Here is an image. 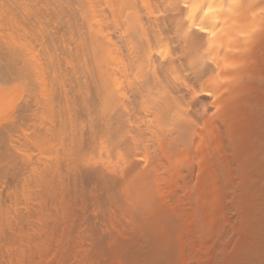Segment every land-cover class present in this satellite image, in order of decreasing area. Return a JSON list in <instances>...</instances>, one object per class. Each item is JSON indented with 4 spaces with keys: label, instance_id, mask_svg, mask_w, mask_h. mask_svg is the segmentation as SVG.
<instances>
[{
    "label": "bare ground",
    "instance_id": "bare-ground-1",
    "mask_svg": "<svg viewBox=\"0 0 264 264\" xmlns=\"http://www.w3.org/2000/svg\"><path fill=\"white\" fill-rule=\"evenodd\" d=\"M155 11L157 12V14H159V13L161 14V12H163V11H164V13L168 12L167 14H169V15L166 14L167 17H165V19L163 18L164 13L162 14L163 17H160V18L164 19V20H162V22H163L162 24L160 22L161 19L159 20V18H157L159 16H155V15H157L155 13ZM261 11H263V13H264V0H0V248L4 247V245L8 244L6 241H5V244L3 243V241H4L3 239L5 237L9 236V235H7L9 233V231H7V230H8V228L10 229V227L8 226V228H7V225H8L7 222H9L10 221L9 218H11L13 216L12 214H11L12 216L8 215L10 213V211L8 212V209L11 210L10 207L13 209L14 208L13 205H15V204L17 205V203L20 201L19 199L25 200V196H26L25 189H23V191H22V192L25 191L24 193H20L22 189H20V191H18L22 197L16 199V196L20 197L19 194H18L19 196L17 195V190H18L19 185H21V186H23L25 184H27V186L29 185V187L26 186V190H28L33 184H34V186H32L31 188H33V187L36 188L35 185H37L38 188H41L40 190H42V191L36 192V194L37 193L40 194L42 192L41 195H43V193H45V195H46V191L43 192L44 191L43 186L45 188L46 187L45 185H47L48 182L51 181L49 183V185L50 184L52 185L53 181H54L53 182L54 185L60 184V182L55 184L56 183L55 181H58L59 179L56 178L57 180H55L53 177L49 179V177H50L49 175L51 174V176L55 177L54 173L52 175V172L55 171V174H59L58 176L60 177V175H61L60 172L62 173V171H60L58 169H61V167L63 168V165H65L63 162L67 163L66 165L69 164L68 166H66V165L64 166L68 170L63 168V171L65 170V171L69 172V169L73 170V168H75V167L77 170V168L80 166V164H78V166L76 164L78 162L82 163L84 161L82 159L87 160V158H88L87 156H89L90 154L92 155V153H94L96 150L102 151V150H105L107 148H111L116 152V153L114 152L116 154L115 160L120 159V161L123 159L122 158L123 154H125L126 156L127 155L130 156L131 154H132V156L135 155L136 159L139 158V160L140 159L141 160L138 163L139 160L137 161V160H135V158H133L135 160V161L133 160L134 162L137 161L136 163L138 164V166L135 165L134 162L133 163L130 162V163H132L131 166L133 165V166L138 167V171H132V169L133 170H137V169H135L134 167L131 169V167H130V171H132L130 173L131 176L127 175L124 178H125V182H127L128 180L131 181V183H126V186L129 184L131 185V187H130L131 189H129V187H128L126 189V191L129 189V190H131V191L128 190L129 193L131 192L133 194L138 195L139 203L137 201L135 202L136 204H139L138 206L142 205L143 207H147L149 205V207H150V205H151L150 203L153 202L154 199H153V201H152V199H151V201H149V198H142V197L147 196L145 194H147V193L149 194L150 192L153 191L152 189L157 188L156 186L161 184L163 180L160 179L158 173H156V175H158V177H156V178L154 177L155 175H149L151 173H148L146 178H142V179L139 178V176L137 175L138 174L137 172H139L140 169L141 170L144 169L143 167L139 169L140 163L142 165V162L145 161L142 158L148 159L150 161V162H148V160H147V163H149L148 167H152V170H154V171L158 172V170L162 171V170H165L167 168H168L167 170L171 169L173 174H171V176H169V177H170L172 183L173 182L176 183L175 181L176 180L178 181V178L181 175L180 171H178V170L183 168V166H185V164H187V163H188L187 165H189V162L192 160V158H194V156L197 157L198 159H202L203 157H205V159H206L207 157L204 156L206 151L205 152L202 151L204 149L203 148L204 146L201 147L200 151H199V149H198V152H195V151H196V147L202 146L203 143H206V142H204L206 139L205 136L207 134H209L211 130H213V124H212V121L208 118L209 117L208 114L206 115V116H208L207 118L204 117L201 119V121H199L200 123L198 122V120H200V119L197 120L194 118V117L197 118V116H195L197 114L194 113L192 115L191 114L192 112H190V115L188 114L187 110L189 109V111H190V108L194 105L193 102H195L194 101L195 98H192V100L193 99L194 100L191 102L190 96L192 94H194L192 96L195 97L196 96L195 93L199 92V95H201V97L203 98L204 103H205V101H208L209 102L208 105L213 103L214 104L213 106L220 107L221 99L222 98L227 99V97L232 95V91L227 90L228 87H224L225 84L223 85V83H224V81H226L228 79H234L235 76H233L231 74H226V73L222 74V73H220V71L221 70L223 71L224 68L226 69V68H231V67L236 66L239 63L238 59L241 58L239 56H241V54H243L244 48L249 47L246 44H251L248 41L246 43L245 42L246 39L251 34H253L254 32H257V29H260V27H262V26L264 27V14H260ZM141 14H144V15L145 14L146 15L152 14L151 16H148V17L145 16L144 20L148 19L149 17L151 18V17L155 16V18L158 19L159 21H157L153 17L154 19H151V26L149 25L148 28L147 27L145 28V26H147V25H145L147 22H145L143 20V18H142V20L140 19ZM144 15H141V16L143 17ZM49 19H52L55 22H59V24L56 23L59 26V27H57L58 29L55 28L54 25H56V24H54V23H53L54 29H52V27L49 26L52 23H50L48 25ZM154 20H156L158 22L159 26H160V24L163 25V28L159 30V28H158L159 26L156 24V22H155V24L152 25V22H154ZM149 23H147V24H149ZM254 34H256V33H254ZM180 41H182V43ZM39 42H40V44H42L43 49H39L40 51L42 50V53H40V51H38V46H41L39 44ZM243 42L246 44H244ZM180 43H181L182 47H181ZM253 44H254V42H253ZM258 44L261 48V45L259 42H258ZM34 45H35V47H34ZM36 45H37V47H36ZM39 48H41V47H39ZM257 48H258V46H257ZM36 49L39 53H37ZM184 50H186V52H187V53L185 52L186 54L183 52ZM178 51L183 52L186 55V58L182 57V56L185 57V55L182 53V55L177 56L178 59L175 58V61H174V58H172L173 59L172 60L170 58V56H172L171 54L174 53V55L176 56L177 55L176 52H178ZM257 51H259V50L257 49ZM255 52H256V50H255ZM180 53H178V55ZM258 53H259V55L261 54L262 56H264V47ZM174 55H173V57H175ZM253 56L255 57V55H253ZM253 56H252V58H254ZM165 58L166 59L170 58L169 59L170 61L168 59H167L168 62H166V60L164 61ZM179 58H181V59H179ZM249 58H250V56H249ZM62 63H65L64 65H66L67 63L68 64L73 63V66L75 64L80 69H81V66H84L83 71L85 72L86 78H89V79L86 80V78H85L84 79L85 81H82L80 79L79 80L82 82H85L83 85H85L86 81H88L87 82L88 85H86L87 87L78 85V87L79 88H82V87L85 88L86 89L85 92L88 90V93H86V95H81V92L83 93L84 91H83V89H79L78 87H76L80 93V95H77L78 99L76 98V95L73 92L70 93L71 92L70 88L75 83H71V84H73L71 86V84L68 81H66L68 78H70L68 76V75H70L68 73L71 72L70 69H69L70 72L69 71L65 72L68 74L66 76V78L67 77L68 78L66 80L62 81V78L63 79L65 78L64 77L65 73L62 70V69H64V67H63L64 65H62ZM156 64H158V65H156ZM262 64L263 65H261L258 68V70L255 72V74L252 75V77H251V75H249L252 79L251 81H253L254 83L256 82L257 85L258 84L260 85L259 86L260 89L257 92H255L256 94L254 93L255 95L250 93L251 99L248 97L250 99L249 100L250 102H247V103H250V106L247 103H246V105H248L247 109H248V107H251V106L253 107V109L254 108L256 109V107H257V109L253 110L251 107V109H252V113H251L250 108H249L250 109L249 112H248V110L245 109L246 111H244V108H241L243 110V112H247V113H245L247 115L246 119L249 118V116H248L249 113H250L249 115L251 117H250L249 121L247 119L248 122L244 120L245 119L244 116H246V115H243V117L242 116L240 117L242 119L244 118L243 120L247 123H245L246 125L244 124L245 126L243 127V122H242V125H240L242 127V129L239 126L240 129L237 128V130H236V131L239 130V132H235V134L241 133V135L239 134L238 136L243 135L242 136L243 138H241V137L240 138H241V142L244 145L241 142H238V141H240V140H238V139H240L239 137H238V139L236 138V140H238V141L235 140L234 144L235 143H237V144L235 145L236 147H234V148L236 149L238 147L237 148L238 151L236 149V151L235 150L232 151L233 154L231 153V155L234 156V152H236L235 156H238L236 154L241 155V153H239V152L240 151L242 152V156L241 157L239 156L240 159L236 160L237 158H235V160L234 159L232 160V161H234L233 164L238 163V166H237V164L234 166L232 164L231 165L233 167L236 166L238 168V170L236 169L237 172L233 171L234 173L240 174V172L241 173L244 172V174H247L245 176L249 177V178L244 177V180L246 182V179H249V181L247 180V184H248V182L250 184H248V186L244 185V183H245L243 181L244 174H243V176L239 175V174L237 176L235 174L236 177L234 176L232 170H235L236 167L234 169L231 167L232 169L230 168V170H228L229 172L231 171V175L229 174L230 175L229 176V183L231 185H229V186L231 187L232 183L234 181L238 180L237 179L238 177L242 176L241 178H242L243 182H241L240 180H238L236 182H238L239 185L241 183V185L244 189V190L242 189L243 191L241 190V193L243 192L242 199H243V201L246 202V203H244V205H246L247 203L250 202L248 204V207H245L246 209H248L249 206H251L250 209L245 210V211L243 210L244 212L241 211V212H243V214L245 213V215H246L245 216L246 218L241 217L242 218L241 220L244 219L245 222L243 221V223H241L238 226L239 228H242V230H241L242 236L240 239V245L243 246V248L250 246L249 247L250 250L246 251L247 250L246 248H245L246 250H243V248L240 247V248H242V250H240L241 252H235L236 250L239 251L240 245H239V241H238V243H236V244H238L239 246L236 247L237 249L235 248V251H234L235 253H233V255H235V254L236 255L235 256L231 255L235 258L233 259V257L231 258V256H230V261H231V259H232V261L231 262L228 261L229 263H225V264H264V63L262 62ZM160 65H162L161 68L163 67V65H167V66H164V68H166V70H167V72L165 71L166 75H167V73H169V75L174 74L173 76H176L177 74H179L178 77L181 78V77H183L182 75H184L186 71L188 72V73L186 72L188 75L190 72L189 76H192L191 77L192 79H189V81L185 80L186 82L184 81L182 84L180 82L183 78L179 80L178 77L176 76V78L179 80L178 84L180 83L179 84L180 86L183 85V88H182L183 91L181 89V91H182L181 93L182 94H184V93L188 94L190 91V94H191L189 97L187 96V94H184L186 97L190 98V100L189 99L187 100V98L185 100H186V102L189 101L188 103H190L189 105L191 106L190 107L188 105V108L186 111H185V108H186L185 106H187V105L185 103V105L183 106L184 101H183V103L181 101V104H179L180 101L178 103H176L178 101V100L176 101V97H174L175 100L172 101L173 95L170 94L172 97V99H171L170 95H169V91L168 90L166 91L162 84L159 85L160 84L159 81L161 80V77L164 76V78H166L165 74L162 76L160 74L162 72V69L161 70L159 69L161 72H157ZM59 66H62L63 68L62 67L60 68ZM73 66L71 65L70 67H72L74 70ZM76 66H75L74 71L77 72L80 69H76L77 68ZM86 66H87V68H86ZM66 67H69V66L67 65ZM57 68H60V70H61V72H59V74L62 73L61 74V80H60L61 84L64 83V81L69 83L68 86L65 85L66 83H64L65 87L67 86V87H69V89H67V87H66L67 90L62 89V93L60 91H58V89L57 90L55 89V88L60 87L61 85H59L58 87L53 86L57 83H60V82H58L60 77L58 78L57 74H56L57 73L56 70H58ZM164 68H163V70H164ZM175 68L179 69L181 71V73H180V71H177ZM174 69H175V73L178 72L177 74L174 73ZM81 70H80V72H82ZM64 71H67V69ZM73 72H71L72 76H76V75L77 76L79 75L78 77L81 76L78 72H77L78 74H76V72H75L76 75H73ZM156 73H157V76H156ZM187 74H186V76H187ZM62 75H64V76H62ZM186 76H184V78ZM78 77L76 78V80L78 79ZM156 77H158L160 80L158 81V79ZM250 77H249V79H250ZM49 79H50V81H49ZM70 79H74V77H72ZM70 79H68V80H70ZM169 79L170 80L174 79V81H169L170 83L172 82L171 84L170 83L167 84L168 86L170 85V88H169L170 91L175 90V89H173L174 86H175V88H177L176 85H174V83L175 84L177 83L175 81V77H172V79L168 77L167 80H169ZM163 80L160 82H163ZM167 80H164V82L166 83ZM190 80H191V82H193L192 84H194L193 88L191 87L192 84L190 85V83H191ZM78 81H76L75 85H77V83L80 85L82 84V82H78ZM73 82H75V81H73ZM157 82H158V84H156ZM187 82H189V85ZM165 83H163V84H165ZM151 84H152V86H151ZM184 84L188 85L190 87V88H187L188 92L185 91L186 89H184V86H185ZM256 84L252 83L251 84L252 86L251 85L250 86L253 88V86ZM75 85L72 87L74 90L76 89V88H74ZM52 86L55 87L54 88V91L56 90L55 92L58 91L59 94L61 93L59 96V99H57L58 95H57V97H55V95L58 94V93L55 94V92H53L54 96L52 97V93H51L52 92L51 91ZM171 88H172V90H171ZM177 89H179V87ZM59 90H60V88H59ZM65 90L67 93L65 92ZM78 90H77V92H78ZM247 90H249V88ZM179 91L180 90L175 91V92L172 91V93L174 94L177 92V95H178L177 98H179V95L181 94V93L178 94ZM77 92H75V93L77 94ZM249 92H252V90ZM71 94L75 95V97L73 98V103L75 104L74 106L71 103L72 100L69 101L70 98L73 97V96L69 97ZM175 95L176 94H174V96ZM199 95H197V96H199ZM84 96H87V97H84ZM201 97H199V98H201ZM75 98L77 99V101L74 100ZM181 98H183V95H181L179 100ZM54 100L55 101L58 100V101L55 102ZM58 102H59V104L57 105ZM197 102H199V101H197ZM192 103H193V105H191ZM196 103H195V105H196ZM207 103L204 104L205 106L202 105L203 108H201L202 106L200 108L204 110V108H206V106H207V108H206L207 110L205 109V112L206 111L210 112L211 109L208 110V105H206ZM175 104L183 106L184 108L182 107L183 108L182 109L181 107L176 106ZM199 104L201 105V103H198V105ZM196 107H197V105H196ZM196 107H194V108L199 109ZM180 108H181V110H180ZM193 109L191 111H194ZM212 109H214V107ZM182 110L184 111V113ZM211 111H213V110H211ZM253 111L256 113L254 114ZM179 112L182 113V115L184 114L185 117L188 114L189 119L190 118L194 119V120L191 119L192 120L191 122L194 121L195 122L194 124H196V120H197L198 125H200L199 127H198V125H196L197 130H195L194 132H192V130H191L190 132H192V133H190L189 135L186 133L188 135L187 137L184 136L185 133H183L184 132L183 129L184 128L187 129L188 127H186V126L184 127V124L182 126V127H184L183 129H182V127H179L178 126L179 124L177 125V123H179L180 120H178L179 122H177V120L175 122H173L174 118L176 117L175 115H178ZM185 112H187V114ZM205 112H203L204 116H205ZM140 115H143V117ZM172 115H174L173 119L170 118V120H169V117L170 116L172 117ZM180 115L181 114H179V116ZM133 116H135V117H133ZM137 116L139 119L142 117V119L145 118V119H147V121H149L151 119L154 125L152 123L151 124L153 126L149 125V122H151V120L149 122L145 121L146 124L149 125V126L145 125L146 126V128H145L142 125L145 122L140 121L139 123L140 124L142 123L141 125L144 127L145 131H144V129L143 130L142 129L141 130L135 129L138 127L136 124L134 125L135 128L133 129L132 124H133L134 120H136V122H134V123H137L139 121L138 118L136 119ZM179 116L177 118H179ZM190 116H192V117H190ZM180 117H182V116H180ZM132 118L134 120H132ZM177 118H175V119H177ZM198 118H200V117H198ZM129 119H131V121H133V122H131ZM142 119H140V120H142ZM180 119H182V118H180ZM238 119L239 118H237V120ZM60 120H61V122H60ZM168 120L170 122H173V123H169V124L177 125V127L175 126V129L177 128V131H178V127H179V129L180 128L182 129L181 132L183 133V136L185 137L186 143L187 144L190 143V145H191V141H192V144L194 145V147H191V146L184 147L183 145H185V146L187 145L184 142L185 141L184 138H183L184 141L179 140V138H178V140H176V141L174 140V142L175 143L177 142V143L176 144L173 143V144L176 146L178 143H179L178 145L183 144L180 147L181 148L184 147V148L180 150V147H179V149L176 153V149L178 148V146H177L175 151H174L176 155L174 154L175 156H172L173 151H172L171 146H170L171 144H169L168 146H170L169 148L171 149L172 153L171 154L168 153V151H170V149L168 150V147H167V144L169 142L166 143V138H164V135L166 134L165 132L168 131L166 129H168V127H169V126H167ZM37 121H38V123H37ZM57 121H59V122H57ZM143 121H144V119H143ZM34 122L37 123L38 126L37 125L35 126ZM128 122H131L132 124L128 123ZM57 123H58V126H57ZM127 123H128V125H127ZM189 123H190V121H189ZM181 124L182 123L180 122V126H181ZM233 124H234L233 126H235L234 120H233ZM41 125H43V126L45 125L44 126L45 133L43 131V128H40ZM84 126H85V128H83ZM127 126L129 128H127ZM35 127L36 128L39 127V132H41V130H42L43 133L42 132H41V134L36 133L38 129H36ZM130 127L133 129V131L137 130V132H138V130H139L138 133H140V131L142 132V133H140L141 136L138 135V138L142 137V138H140V140H142V139L145 140V138H146V140H145L146 144H144L142 146H137L139 140H137L138 138L136 136H133L134 134L131 133L132 130H130L131 129ZM86 128H87V130H86ZM193 128H195V127H193ZM186 129H184V130H186ZM170 131H169V133H170ZM175 131L176 130H174V132ZM218 132L222 134L223 130H220ZM130 133L132 135H130ZM169 133H168V135H169ZM173 134L175 135V133H173ZM173 134H170V135H173ZM177 134L180 135V131H179V133L177 132ZM221 134H219V141L222 139V137H220ZM166 135H165V137H169ZM246 135L249 138H247ZM183 136H179V137L182 138ZM222 136L224 137V133ZM132 137L135 139H133ZM216 137L218 138L217 135H216ZM234 137H237V136H234ZM160 138H163V139H160ZM246 138L248 140H246ZM164 139H165V143H166L165 144L166 150L163 148L164 143L162 144V147H160V145H159V144H161V141L164 142ZM174 139H175V137H174ZM243 139L246 141H243ZM187 140H189V141H187ZM215 140H216V138H215ZM215 140H214V142H215ZM143 141H140L139 143L143 144ZM172 141H170V142H172ZM178 141H182L184 143H181ZM231 142L233 144V141H231ZM136 143H137V145H135ZM238 143L239 144L241 143L243 146L239 145ZM217 144H219V143H217ZM57 145H59L61 147V149H60V147H57ZM158 145L161 149L162 148L164 149V152L166 154H168L167 155L168 157L171 155L169 158H167V156L164 158V159L167 158V160H166L167 166H162L159 162L161 160H159L158 162L155 161L156 159L153 158L154 157L153 155H155L154 152L152 155L150 154V151H156L159 148L158 147L156 150H153V149H155L154 146H158ZM231 145H230V148L233 147V146L231 147ZM239 147H240V149H239ZM52 148H59L58 149L59 151L56 149L54 152L52 151L53 157H51L49 155L50 153L47 154L48 150H51ZM192 148L195 149L194 153H193ZM224 149L226 150L227 148H224ZM45 150H47V152H44ZM52 150H54V149H52ZM206 150L209 151L207 148H206ZM228 150L230 151V149H227V151L224 152L225 156L228 154V156H226V158L230 157V154L226 153V152H228ZM56 151H58V152H56ZM32 152H33L34 156L38 155V157L36 156L37 157L36 161L38 160L39 157L41 158V156H42L41 159L44 158L43 160L46 163L47 162L49 163L51 158H54V159H52L53 162L51 161V163H49V165L51 164V165H53L52 167H54V168L51 167L52 171L50 170V166L46 165L43 162V160H42V162L44 164L43 163L39 164V162H36L34 159L36 164L31 165L32 161H30V159H31V156L33 155ZM36 152H37V154H35ZM164 152L162 153V155L165 154ZM54 153H60L62 155L59 154L60 156L56 157L55 156L56 154H54ZM46 155H47V157H46ZM150 155L152 157H150ZM211 155H212V153H211ZM34 156H33V158H35ZM163 156H165V155H163ZM209 156L210 155H208V158H210ZM55 157L56 158L61 157V159H60L61 161L59 160V163L63 161L62 158L65 159V161L62 162L63 165L61 163H60L61 165H59V163H57L58 159L56 160ZM149 157L151 159L153 158V160L154 159L155 160L151 161L149 159ZM215 157H217V156H215ZM226 158H225V161H227V159H228V158L227 159ZM126 159H129V158L126 157ZM131 160H132V158L130 159V161ZM228 160L229 161L226 162V165L228 163V166L230 167V164H229L230 159H228ZM54 162H56L58 164L59 168H57L56 164L54 165ZM37 163L41 166V169H40V166L38 169ZM128 163L129 162L127 160V164ZM190 163L193 164V162H190ZM45 165L48 166L49 168H47ZM209 165L212 166L213 163L212 164L210 163ZM226 165H224V166H226ZM27 166H30V167H27ZM44 166L49 170L44 169ZM213 166L211 168H213V171H214L215 168ZM24 167H27V168L25 169ZM217 167L218 166H216V169H217ZM32 168H36L37 171L35 169H34V171L33 170L30 171V169H32ZM27 169H29V170H27ZM222 169H229V168L224 167ZM44 170H46L45 171L46 173L44 172ZM126 170H128L127 167H126ZM246 170L248 171L247 173H246ZM48 171H50V173ZM65 171L62 174H64ZM224 171H226V170H224ZM74 172L76 173V171H74ZM177 172L180 175H178ZM207 172H208V170H207ZM216 172L218 174L217 170L215 171V174H216ZM226 172H224V173H226ZM70 173H71V171H70ZM220 173L221 172H219V174ZM65 174L62 175L60 178L61 179L65 178L64 177V176H66ZM219 174H218V176L217 175H215V176L219 177ZM232 174L236 180H233V182L231 183L233 178L231 179L230 177H232ZM47 175H48V177H47ZM125 175H126V173H125ZM143 176L144 175H142V177ZM203 176H204V174H203ZM26 177H28V179ZM96 177L98 178V176L95 175L94 179H97ZM197 177H199V175ZM225 177L226 176H224L223 179L226 180ZM25 178L27 179V182L31 181V183H33V184L31 186H30V183L23 184L24 180L26 181ZM161 178H162V176H161ZM180 178H182V177L180 176ZM84 179L87 180L86 176ZM90 179H88V182L90 181ZM94 179H92V180L94 181ZM106 179L107 178H105V180ZM118 179L120 180V178H118ZM165 179L166 178H164V180ZM216 179H217V183H218V185L216 183V186L218 188L220 178L219 179L216 178ZM21 180L23 182H21ZM28 180H30V181H28ZM66 180H67V178H66ZM86 180H85V182H87ZM166 180H168V179H166ZM218 180H219V182H218ZM93 181L91 182V184L93 183ZM109 181L111 184L113 183L112 184V186H113L115 181H112V182H111V180H109ZM121 181H122V183H120V185H119V183L116 182L117 183L116 185H119L117 191L121 190L119 188H123L122 184L125 182H123L122 179H121ZM171 181H170V184H171ZM185 181H187V179ZM213 181H215V180H213ZM221 182H223V180ZM221 182H220L221 186L224 187V184ZM236 182H234L233 184H237ZM96 183H99V181H97ZM96 183L94 182L93 184L96 185ZM101 183H102V179H101ZM202 183L200 182V184H202ZM68 184H70V183H68ZM105 184H106V187H108L107 181H105ZM54 185H53V187H54ZM102 185H104V184H102ZM116 185H114V187H111V188H113L115 190L117 188V187L115 188ZM62 186H64V185L62 184ZM197 186H198V188H196V189H200L198 184H197ZM221 186H219L221 189H218V190H221L220 193H222V190H223L222 189L223 187H221ZM244 186H246V187L244 188ZM58 187H56V189L58 188L60 190L61 189L60 186H58ZM99 187H102V186H100V184H99L98 188ZM226 187H228V186H226ZM31 188L29 189L30 191H31ZM38 188H36V189H38ZM74 188H73V190H74ZM98 188H97V190H98ZM108 188H106V189H108ZM49 189L52 190L51 186ZM124 189H125V186H124ZM190 189H192V188L190 187L187 191L190 192ZM29 190H28V192H29ZM54 190H53V192H54ZM62 190H64V188ZM62 190H60V192ZM109 190H110V188H109ZM226 190H227V188H225L224 194L226 193ZM32 191H34V190H32ZM32 191L30 193L35 192V191L34 192H32ZM67 191H69V190H67ZM108 191H106V192L108 194L111 193L112 194V195L110 194L111 196H113V194H115L114 196H116L117 193L119 192L118 191L117 193H115L114 191H111V190H110L111 192H108ZM121 191H120V193H121ZM112 192H114V193H112ZM30 193H28V195L32 196ZM69 193H71V191ZM90 193H92V192H90ZM107 193H104V194H107ZM214 193H215V191H214ZM39 194H37V196ZM60 194H62V193H60ZM133 194H131L132 198L134 197ZM187 194H188V196H191L190 193H187ZM222 194H217V195L218 196L221 195L218 199H220L219 201L224 202V200H226L227 197L226 196L223 197ZM34 195H35V193H34ZM45 195H43V196H45ZM56 195H57V198L60 196L57 194V192H56ZM76 195H77V193H76ZM78 195H79V193H78ZM137 195H135V198ZM177 195H178V193H177ZM70 196H71V194H70ZM98 196H100V195H98ZM211 196H213V195H211ZM119 197L123 198L124 195H123V197L117 195L115 197V198H117V201L120 199ZM41 198L43 199V197H41ZM48 198H50L49 195H48ZM48 198L46 200H48ZM51 198H50V200H51ZM127 198L128 197H126V199ZM108 199H110V198H108ZM211 199L212 198H210V200ZM216 199L217 198H215V200ZM222 199H224V200H222ZM16 200H18V201H16ZM123 200H125V198L122 199V201ZM127 200H130V197ZM132 200H134V199H132ZM37 201H38L37 204H39L40 201L36 199V202ZM33 202L36 203L35 201H33ZM44 202H45V200H44ZM94 202H96V201L94 200ZM108 202H110V201H107V204H108ZM120 202H121V199H120ZM27 203H29V201H27ZM47 203L48 202H46V205H47ZM67 203H68V201H67ZM211 203H212V201H211ZM217 203L220 204V208L217 206L219 208V210L222 209L223 211H225L224 210L225 208L223 209V207H222V206H224L223 205L224 203H221V202H217ZM23 204L24 203H21V205H23ZM32 204L33 203H31V205ZM131 204H132V202H131ZM214 204H212V205H214ZM110 205H112V204L110 203ZM110 205L108 204V206H110ZM129 205L130 204H128V206ZM133 205H135V204H133ZM154 205H155V203H154ZM18 206H20V204ZM34 206H35V204H34ZM39 206H40V204L38 206H36V208ZM101 206H102V204H101ZM131 206H130V208H131ZM215 206H216V204H215ZM44 207H43V210H44ZM105 207L106 206H104V208ZM156 207H157V205H156ZM41 208L42 207H40V209L39 208L38 209L41 211ZM111 208H112V206H111ZM135 208H137V207H135ZM139 208L142 209L141 207H139ZM21 209H23V207H21ZM25 209H27V208H25ZM38 209H36V210L39 212ZM48 209L50 210L49 207H48ZM191 209L194 210L193 208H191ZM28 210H26V211H28ZM32 210H33V208H32ZM51 210H53V209H51ZM209 210L211 211L210 208H209ZM70 211H72V210H70ZM142 211H143V209H142ZM151 211H152V209H151ZM28 212H30V211H28ZM137 212H136V214H137ZM16 213L14 212V214H16ZM18 213H19V211H18ZM40 213H37V214L39 215ZM42 213H44V212L42 211ZM132 213L135 214V212H132ZM146 213H148V212H146ZM155 213L156 212H154V214ZM34 214H36V213H34ZM150 214L154 215L152 213H150ZM212 214H213V212H212ZM16 215H18V214H16ZM30 215H32V214L30 213ZM158 215H159V213H158ZM41 216H40V218H41ZM137 216H138V214H137ZM241 216H244V215H241ZM19 217H22V216H19ZM154 217L156 218V216H154ZM145 218H144V220H145ZM168 218L169 217H167V219ZM14 219H16V216L14 217ZM20 219L21 218H19V221L22 222ZM28 219L29 218H27V220ZM148 219H147V222H148ZM246 219H247V221H246ZM11 220H13V219H11ZM132 220H133V218H132ZM153 220H154V218H153ZM158 220L159 219H157L156 221H158ZM45 221H43V222H45ZM165 221L166 222L168 221V223H169V220H165ZM170 222H171V220H170ZM31 225H29V226H31ZM138 226H139V224H138ZM166 226H167V223H166L165 227ZM169 226L170 227H168V228L172 229L171 225H169ZM88 227H90V226H88ZM156 227L159 228V226H157V225H156ZM238 227H237V229H238ZM12 229H13V226H12ZM12 229H10V231ZM32 229H33V226H32ZM171 229H170V231L172 232ZM17 230H18V228H17ZM38 231H40V230H38ZM159 231H161V230L159 229ZM159 231L157 230L158 233H159ZM174 231H176V230L174 229ZM242 231L243 232L246 231L247 234L248 233H250V234L246 235L245 234L246 232H245L244 234L246 235V237H244V234ZM219 232H220V230H219ZM238 232H240V230ZM25 233H26V231H25ZM161 233H162V231H161ZM17 234H20V233H17ZM222 234L224 235V233H221L220 238L221 237L223 238ZM212 235H215V234L213 233ZM50 236H52V235H50ZM167 236H169V235L167 234ZM167 236L163 237V239L166 238L168 240H171V239H169L170 236L169 237H167ZM212 237L214 240V242L212 241V243L219 245L218 243H216L217 241H215V239H214L215 236H212ZM212 237H210V238H212ZM19 238H21L20 235H19ZM160 239H162V238H160ZM130 241H132V240H130ZM218 241H221V240H218ZM8 242H9V240H8ZM148 242H150V241H148ZM9 243H11V241ZM38 243H39V241H38ZM151 243H152V240H151ZM170 243H171V241H170ZM152 245H154V244L152 243ZM157 245H158V242H157ZM167 245L165 248H167ZM8 246H9V248H10V246L12 248V244H10V245L8 244ZM16 247H17V245H16ZM149 247H150V245H149ZM154 247H155V245H154ZM158 247H159V245H158ZM151 248H153V247H151ZM161 248H164L162 246V241H161ZM3 249H6V246ZM3 249H1V250H3ZM33 249H35V248H33ZM155 249H156V252H154V250H153V252H151L150 254L158 253V250H157L158 248H155ZM7 250H9V249H7ZM24 250H25V248H24ZM160 250H159V252H160ZM242 251H244V252H242ZM249 251L251 253H249ZM164 252L162 251L161 253L164 254ZM167 252H169V251L167 250ZM2 253H4V252H2ZM246 253H248V254H246ZM6 254H8V252H6ZM13 254H15V253H13ZM154 254H153V258H154ZM11 255H9V256H11ZM40 255H42V254H40ZM157 255H159V254H157ZM4 256H5V254H4ZM150 256H152V255H150ZM21 257H23V256L21 255L20 258ZM32 257H33V255H32ZM2 258H4V257H2ZM155 259H157V258H155ZM21 260H22V258H21ZM161 260H163V259H161ZM161 260H160V262H161ZM15 262H17L16 259H15ZM34 262H35V260H34ZM156 262H157V260H156ZM5 264H6V262H5ZM161 264H163V263H161Z\"/></svg>",
    "mask_w": 264,
    "mask_h": 264
},
{
    "label": "rangeland",
    "instance_id": "rangeland-1",
    "mask_svg": "<svg viewBox=\"0 0 264 264\" xmlns=\"http://www.w3.org/2000/svg\"><path fill=\"white\" fill-rule=\"evenodd\" d=\"M162 10V9H161ZM166 12V11H165ZM154 13V12H153ZM155 13L157 14V12L155 11ZM164 11L163 12H161V14L159 13V14H157V15H155V16H159V17H157V18H159V20H160V22H161V24L163 23L162 22V20H164L165 19V17H167L166 16V14L168 13V12H166V13H164ZM162 14L164 15V17L162 16ZM260 14H264L263 13V11H261V13ZM141 15H144V14H141ZM140 15V19L142 20V18H143V20H144V17L145 16H151V15H144L143 17ZM167 15H169V14H167ZM155 16H153L154 18H155ZM146 17V18H147ZM153 17H149L148 19H146V20H144L145 22H147V23H149V24H145V25H147V26H145V28L147 27H149V25L151 26V19H154ZM160 17H163L164 19H162V18H160ZM150 19V20H149ZM156 19V18H155ZM52 19H49V23H48V25L50 24V23H52V24H50L49 26L50 27H52V29H54V26H55V28H57V27H59L57 24H59V22H55V21H51ZM157 21H159L158 19H156ZM156 20H154V22H152V25L153 24H155V22H156V24L158 25V22L156 21ZM51 21V22H50ZM53 23L54 24H56V25H54L53 26ZM143 24V23H142ZM160 24V23H159ZM160 24V26L158 27L159 28V30L160 29H162L163 28V25H161ZM49 27V28H50ZM58 29V28H57ZM254 33H256V34H254ZM253 34H251L247 39H246V43H247V41L249 42V43H251V44H246V43H244V44H246V45H248L249 47H246V48H244V50H243V54H241V56H239V57H241V58H239L238 59V61H239V63L236 65V66H234V67H231V68H224L223 69V71L221 70L220 71V73H222V74H231V75H233V76H235L234 77V79H228V80H226V81H224V83H223V85H224V87H228L227 88V90H230V91H232V95L231 96H229V97H227V99H225V98H222L221 99V101H220V107H215V106H213L214 104L213 103H211L210 105H208L209 104V102L208 101H205V103H207L206 105H208V110L209 109H211V110H213V111H211L210 110V112H205V109L207 108V106H206V108H204V110L203 109H201V108H203V106L202 105H204L205 103L203 102V98L201 97V95H199V92L198 93H195V97L194 96H192V95H194V94H190V91H189V95L187 94V93H184V94H187V96L189 97L190 95V98H191V102L194 100H192V98H195V102H193L194 103V105H193V103L191 104V105H193L192 107L189 105L190 103H188V102H186V98H187V100L189 99L190 100V98H188V97H186L184 94H182L181 92L183 91V85L182 86H180L179 84L181 83H183L185 80L186 81H189V79H192L191 77L192 76H189L190 75V72H189V75L185 72V74L184 75H182L183 77H181V78H179L178 76H179V74H177L178 72H176L175 73V69L177 70V71H180L179 69H177V68H175L174 69V73L175 74H177L176 76L178 77V79L180 80V79H182L181 80V82L178 84V82H179V80L176 78V76H173L174 74H170L169 75V73H167V75L165 74L166 72H167V70H166V68H164V66H167V65H163V67L161 68V66L162 65H160L159 66V68H158V71L157 72H161L160 70L162 69V72L160 73L161 74V76L162 75H166L165 77L168 79V77L169 78H171L172 79V77H175V81L177 82L176 84L174 83V85H176V87L178 88L179 87V89H177V88H175V86H174V88L173 89H175V90H172V88H171V90L173 91V92H175V91H178V90H180L179 92H178V94H180L179 95V98L181 97V95H183V98H181L180 100H179V98H177L178 97V95H177V92L176 93H174V94H176L175 96H174V94L172 93V91H170V85L168 86L167 84L168 83H170L169 81H174V79L173 80H167L166 78H164V76H160L161 77V80L158 78V77H156L157 79H158V81L160 80V81H162L163 79L164 80H167V82L165 83L164 82V80H163V82H160L159 81V85H163V87H164V89L167 91H169V95L171 94V95H173V99H172V97H171V95H170V98L172 99V101L173 100H175L174 99V97H176V103H178L179 101V104H181V101H182V103H183V101H184V104H183V106L185 105V103H186V105L187 106H185L186 108H185V111L187 110V108H188V105L193 109L194 107H196V105H197V107L196 108H199V109H193L194 111H191L192 109L190 108V111H189V109L187 110V112H188V114L190 115V112H192L191 114L193 115L194 113L195 114H197V115H195V116H197V118L196 117H194L195 119H200V120H198V122L199 121H201V119L202 118H204V117H208V116H206L207 114L209 115V119L212 121V124H213V130H211L210 131V133L209 134H207L206 136H205V141L204 142H206V143H203V145L202 146H199V147H196V151H195V149L194 148H192V150H193V153H194V151L195 152H198V149H199V151L201 150V147H203L204 149L202 150L203 152H205V154H204V156H206L207 158L205 159V157H203L202 159H198L197 157H195L194 156V158H192V160L190 161V162H193V164L192 163H190L189 162V165H187V164H185V166H183V168H181L180 170H178V171H180V173H181V175L180 174H178V172H177V174L178 175H180L182 178H180V176H179V178H178V181L176 180L175 182L176 183H172V181H171V179H170V177L169 176H171V174H173V172H172V170L170 169V170H167V169H165V170H158V172L157 171H154V170H152V167H148L149 165V163H147V160L148 159H144V158H142L143 160H145L144 162H142V165H141V163H140V165H139V169L140 168H144V169H140L139 170V172H137L138 174V176H139V178H146L147 177V175H148V173H151V174H149V175H155L154 177L156 178V177H158V175H159V177H160V179H162L163 181H162V183L161 184H159L158 186H156L157 188H155V189H152L153 191L152 192H150L149 194L147 193V194H145V195H147V196H145V197H142V198H149V201H151V199H152V201H153V199H154V201L153 202H151L150 204V207H149V205L147 206V207H143L141 204V206H138L139 204H136L135 202L137 201L138 203H139V201H138V195L137 194H133V193H129V191H131V190H129V189H131L130 187H131V185L129 186V185H127L126 186V183H131V181H127V182H125V176H127V175H130L131 176V172L132 171H138V167H136V166H131V164L135 161V160H139V158L138 159H136L135 158V155H133L132 156V154L129 156V155H125V154H123L122 155V160L120 161V159L119 160H115V156H116V152L113 150V149H111V148H107V149H105V150H96L94 153H92V155L90 156H87L88 158H87V160H85V159H82V160H84L82 163H77L76 165L78 166V164H80V166L77 168V170H76V167L75 168H73V170L71 169H69V172H67V171H65V175L66 176H64L65 178H63V179H61L60 177L62 176V175H64V174H62L64 171H63V168H65L64 166L67 164V163H65V162H63V161H65V159H63L62 158V162L65 164V165H63L62 164V162H60L62 165H63V168L61 167V169H58V170H60V171H62V173L60 172V177L58 176L59 174H55V171L54 172H52V175H53V173H54V175H55V177L54 176H51V174L49 175L50 177H49V179L50 178H54L55 180H57V179H59L58 181H55L56 183L55 184H57V183H59L60 182V184H57V185H54V181L52 182V185L50 184L49 185V183L51 182L50 180V182H48V184L47 185H45L46 187L44 188V186H43V192H45L46 191V195H45V193H43V195H45V196H43V195H41V193L39 194V193H37V194H39L38 196H37V194H36V192H40V191H42V190H40L41 188H38V186L37 185H35L36 186V188H38V189H36L35 187H33V188H31L32 186H34V184L33 183H31V179L30 180H28V181H30V182H27V179H28V177H26L25 179H26V181L24 180V183L23 184H25V183H30V188H31V191L32 190H34V191H32V192H34L35 193V195H34V193H30L31 191L29 190V192H28V190H26V186H27V184H25V185H23V186H21V185H19V187H18V190H17V195L19 194L20 195V193H24L25 191H26V196H25V200H23V199H19L20 201V203L18 202L17 203V205L15 204V205H13V209L10 207V209L11 210H9L8 209V212L10 211V213L8 214V215H10V216H16V219H14V217L12 216L11 218H9V222H7V228H8V226L10 227V229H12V226H13V229L10 231V229L8 228V230L7 231H9V233L7 234V235H9V236H7V237H5L3 240V243L5 244V241L10 245V244H12V248H11V246H10V248H9V246H8V244L7 245H4V247H2V248H0V264H5V262H6V264H19L21 261V263L22 264H161V263H163V264H225V263H229V262H231L232 261V259H231V261H230V256L231 255H233V253H235V252H241L240 250H242V248H243V246H241L240 245V239H241V236H242V233H241V230H242V228H239L238 226L241 224V223H243V221L245 222V220L243 219V220H241L242 218L241 217H245L246 215H245V213L243 214V212L245 211V210H248V209H250V207L251 206H249V208L248 209H246L245 207H248V204L250 203H247L246 205H244V203H246L245 201H243V199H242V194H243V192L241 193V190L243 189V187H242V185H241V183H240V185L238 184V182H236V181H238V180H240L241 182H245V180H244V177L245 178H249V177H246L245 175H247V174H244V172L243 173H241L240 172V174L239 175H242L243 176V174H244V176H243V181H242V176L241 177H238L237 179L238 180H236L235 178H234V176H235V174L236 173H234V172H237L236 171V169L238 170V168L236 167H233L234 165H236L237 164V166H238V163H236V164H233L234 163V161H232L233 159L235 160V158H237L236 160H238V159H240V157L242 156V152L240 151L239 153H241V155H239V154H236V155H238V156H235V153L236 152H234V156L233 155H231V153H232V151H236V149L238 148H234V147H236L235 145L237 144V143H235L234 144V142H235V140H236V138L238 139V137L240 138H243L242 136H238L239 134L241 135V133H236L235 134V132H239V130L238 131H236L237 130V128H239V126L240 125H242V122H243V127L246 125L245 123H247L248 121H249V119H250V113L248 114V116H249V118H247L248 119V121H247V119H246V117H247V115L245 114V113H247V112H243V110L241 109V108H244V111H246V110H248V112L250 111V109H251V107H248V109H247V106L248 105H246V103L247 102H250L249 100L251 99V94L250 93H252V94H254L255 92H257L260 88H259V84L257 85L256 84V82L254 83L253 81H251L252 79H251V77H252V75H254L255 74V72L258 70V68L261 66V65H263L262 64V62L264 63V56H262L261 54L259 55V53L258 52H260L262 49H263V47H264V27L262 26V27H260V29H257V32H254ZM252 36V37H251ZM253 38V39H252ZM255 38V39H254ZM261 38V39H260ZM257 39V40H256ZM245 40V39H244ZM256 40V41H255ZM181 43H182V41H180ZM253 42H254V44H253ZM258 42L260 43V45H261V48H260V46H259V44H258ZM181 43H180V45H181ZM39 44H40V42H39ZM41 46H38V51H40L39 49H43L42 48V44H40ZM256 46V47H255ZM257 46H258V48H257ZM263 46V47H262ZM34 47H35V45H34ZM36 47H37V45H36ZM39 47H41V48H39ZM181 47H182V45H181ZM257 49L259 50V51H257ZM255 50H256V52H255ZM36 51H37V49H36ZM37 51V53H39ZM181 51H178V52H176L177 53V55L175 56L174 55V53H172L171 55L172 56H170V58L172 59V58H174V61H175V58H177V56H180V55H182V53L184 52H186V50H184L183 52H181ZM255 52V53H254ZM40 53H42V50L40 51ZM178 53H180L179 55H178ZM183 53V54H184ZM187 53V52H186ZM185 53V54H186ZM184 54V55H185ZM41 55V54H40ZM173 55L175 56V57H173ZM253 55H255V57L253 56ZM257 55V56H256ZM42 56V55H41ZM249 56H250V58H249ZM252 56L254 57V58H252ZM262 56V57H261ZM183 58H186V55H185V57L184 56H182ZM169 58V59H170ZM243 58V59H242ZM252 58V59H251ZM42 59V58H41ZM168 59V58H167ZM166 58L164 59V61L166 60V62H168V60H167ZM178 59V58H177ZM176 59V60H177ZM179 59H181V58H179ZM242 59V60H241ZM173 60V59H172ZM171 60V61H172ZM170 61V60H169ZM65 63H62V65H64ZM69 66V67H66V66ZM73 66V63L72 64H66V65H64L63 67H64V69H62L63 70V72L65 73V72H70V70H71V72H73L74 70H75V64H74V70H73V68L72 67H70V66ZM156 65H158V64H156ZM60 68L62 67V66H59ZM62 67V68H63ZM77 68L76 69H80V68H78V66H76ZM80 67V66H79ZM84 66H81V71L82 72H80V70L79 71H77L81 76L80 77H78L76 74H78L76 71H74L73 72V75H76V76H72V74H71V72L70 73H68V74H70V75H68L67 73H65V76L64 75H62V76H64L65 78L63 79L62 78V81L63 80H66L67 78H66V76L68 75L70 78H72V77H74V79H70V78H68V79H70V80H66V81H68L70 84L71 83H75L76 84V81H78L79 79L80 80H82V81H85L84 79L86 78V75H85V72L83 71L84 70V68H83ZM177 67V66H176ZM60 68H57L58 70H56L57 71V77L59 78L60 77V79H59V81L58 82H60V83H57V84H55V85H53V86H55V87H58L59 85H61L60 87H58V88H55V87H53L52 86V88H51V93H52V97L54 96V93L53 92H55L57 89H58V91H60L61 93H62V89H66V87L68 86V84L69 83H67L66 81H64V83H66L65 85H67L66 87H65V85H64V83H62L61 84V74L62 73H60L59 74V72H61V70H60ZM72 68V69H71ZM86 68H87V66H86ZM163 68H164V70H163ZM246 68V69H245ZM67 69V71H64V70H66ZM70 69V70H69ZM160 69V70H159ZM60 70V71H59ZM73 70V71H72ZM157 70V69H156ZM164 71V72H163ZM166 71V72H165ZM233 71V72H232ZM75 72H76V74H75ZM183 72V73H184ZM249 72V73H248ZM63 73V74H64ZM180 73H181V71H180ZM182 73V74H183ZM217 73V72H216ZM241 73V74H240ZM186 74H187V76L189 77H187L186 76ZM249 75H251V77L249 76ZM156 76H157V73H156ZM168 76V77H167ZM171 76V77H170ZM184 76H186L185 78H184ZM243 76V77H242ZM78 77V79L76 80V78ZM249 77H250V79H249ZM150 78V77H149ZM236 78V79H235ZM89 78H86V80H88ZM188 79V80H187ZM78 81V82H82V81ZM247 80V81H246ZM49 81H50V79H49ZM73 81H75V82H73ZM157 81V80H156ZM185 81V82H186ZM193 81V80H192ZM88 81H86V84L85 85H83L85 82H82V84L80 85V84H78L77 83V85H75V87L74 88H76V87H78V85L79 86H86V85H88V83H87ZM190 82H191V80H190ZM163 83H165V84H163ZM172 83V82H171ZM170 83V84H171ZM188 83V85H189V82H187ZM193 82H191L190 83V85L192 84ZM256 84V85H254L253 86V88L251 87L252 85L251 84ZM156 84H158V82L156 83ZM229 84V85H228ZM64 87H63V86ZM73 84H71V86H72ZM73 85V86H74ZM165 85V86H164ZM179 85V86H178ZM185 85V84H184ZM188 85H185L184 86V89H186L185 91L186 92H188V90H187V88H190ZM194 84H192L191 85V87L193 88L194 86H193ZM251 85V86H250ZM72 86V87H73ZM151 86H152V84H151ZM187 86V87H186ZM71 87V88H72ZM87 87V86H86ZM231 87V88H230ZM54 88L56 89L55 91H54ZM59 88H60V90H59ZM70 88V93H74L75 95H76V98H77V95H80V93H79V90L76 88L75 90L72 88L71 89ZM79 88V87H78ZM168 88V89H167ZM249 88V90H247ZM67 89H69V87H67ZM66 89V90H67ZM79 89H83V91L85 92V88H79ZM177 89V90H176ZM181 89H182V91H181ZM254 89V90H253ZM66 90H65V92H66ZM73 90V91H72ZM77 90H78V92H77ZM190 90V89H189ZM235 90V91H234ZM237 90V91H236ZM252 90V92H249V91H251ZM55 92V94L56 93H58V94H56L55 95V97H57V95H58V97H57V99H59V96H60V94H59V92ZM184 91V92H185ZM75 92H77V94L75 93ZM81 92V91H80ZM82 93L81 92V95H86V93H88V90L85 92V93ZM197 92V91H196ZM237 92V93H236ZM67 93V92H66ZM69 93V94H70ZM79 93V94H78ZM68 94V95H69ZM235 94V95H234ZM242 94V95H241ZM256 94V93H255ZM254 94V95H255ZM75 95H73V94H71L69 97H71V96H73V97H71L70 98V100L69 101H71L72 100V105L74 106L75 104L73 103V98L75 97ZM197 95H199V96H197ZM249 95V96H248ZM233 96V97H232ZM68 97V96H67ZM68 97V98H69ZM84 97H87V96H84ZM199 97H201V98H199ZM245 97V98H244ZM250 99H249V98ZM74 99L75 101H77V99ZM80 98V97H79ZM55 99V98H54ZM84 99V98H83ZM199 99V100H198ZM201 99V100H200ZM237 99V100H236ZM199 101V102H197V101ZM55 101V100H54ZM58 100H56L55 102H57ZM171 101V102H172ZM201 101V102H200ZM237 101V102H236ZM197 102V103H196ZM245 102V103H244ZM195 103H196V105H195ZM198 103H201V105L199 106L198 105ZM59 104V102L57 103V105ZM174 104V103H173ZM247 104H249V106H250V103H247ZM176 106H179V107H183V106H180V105H177V104H175ZM174 105V106H175ZM244 105V106H243ZM199 106V107H198ZM202 106V107H201ZM205 106V105H204ZM212 106V107H211ZM243 106V107H242ZM201 107V108H200ZM211 107V108H210ZM214 107V109H212ZM246 107V108H245ZM181 108H180V110H181ZM184 108V107H183ZM182 108V109H183ZM250 108V109H249ZM246 109V110H245ZM252 109H253V107H252ZM252 109H251V113H252ZM256 109H257V107H256ZM255 108L253 109V110H256ZM179 110V111H180ZM201 110V111H200ZM207 110V109H206ZM242 110V111H241ZM183 111V110H182ZM199 111V112H198ZM187 112H185L186 114H187ZM197 112V113H196ZM202 114H201V113ZM203 112H205V116L203 115ZM183 113H184V111H183ZM200 113V114H199ZM253 113L255 114L256 112H254L253 111ZM179 114H181L180 116H182V117H180L179 116ZM187 114V116L185 117V115L183 114L182 115V113H178V115H175L176 117L175 118H177L178 116H179V118H177V119H175L174 118V121L173 122H175L176 120H177V122H179L178 120H180V122L182 123L181 124V126H180V122L179 123H177V125L179 126V127H182L183 126V124H184V127L186 126V127H188L187 129L186 128H184V127H182V129L184 128V129H186V130H184L183 129V133H185L184 134V136L185 137H187L190 133H192V132H194L195 130H197V126L196 125H198V122H197V120H196V124H194L195 122L193 121V122H191L192 120H194L193 118H190L189 119V115ZM201 115V116H200ZM243 115H246V116H244V120L245 121H247V122H245L242 118H240L241 116L243 117ZM140 116H142L143 117V115H140ZM173 116L174 115H172V117L170 116L169 117V120H170V118H172L173 119ZM184 116V117H183ZM238 116V117H237ZM133 117H135V116H133ZM142 117L140 118V119H142ZM190 117H192V116H190ZM198 117H200V118H198ZM253 117V116H252ZM138 118V116L136 117V119ZM180 118H182V119H180ZM212 118V119H211ZM237 118H239L238 120H237ZM139 118H138V122L137 123H134V122H136V120H134L133 118H132V120H134V122L133 121H131V119H129L131 122H133V124L131 123V122H128V123H131L132 125H133V129L135 128V124L139 127H137V128H135V129H139V130H143L144 129V127L146 128V126L145 125H147V126H149V125H152L153 124V122H152V120H151V122H149V121H147V119H145V118H143L144 119V121H143V119L142 120H140ZM187 119V120H186ZM192 119V120H191ZM234 120V123H235V126H233L234 124H233V120ZM168 120V124L169 123H173V122H170ZM183 120V121H182ZM232 120V121H231ZM140 121H142V122H149V125L148 124H146V122L144 123V124H140L139 122ZM172 121V120H171ZM189 121H190V123H189ZM36 122V121H35ZM34 122V125L36 126L37 125V123H38V121H37V123H35ZM57 122H59V121H57ZM60 122H61V120H60ZM184 122V123H183ZM187 122V123H186ZM231 122V123H230ZM128 123H127V125H128ZM152 123V124H151ZM186 123V124H185ZM200 123V122H199ZM141 126H140V125ZM167 124V126H169L168 127V129H166V130H168L167 132H165L166 134V136H169V137H165V135H164V138H166V143H168L167 144V147H168V150L170 149L169 147L171 146V149H172V151H173V153L171 152V149H170V151H168V153H172V156H175L176 154H175V149H176V147L178 146V148L176 149V153H177V151H178V149H179V147L181 146V145H183V144H180V145H178L177 144V146L176 145H174L173 143H175L174 142V140L176 141V140H178V138H179V140H182V141H184L185 140V137L183 136V133L181 132V128L179 129V127H178V131H177V128L175 129V126L177 127V125H171V124H169L168 125ZM229 124V125H228ZM245 124V125H244ZM130 125V124H129ZM131 125V126H132ZM154 125V124H153ZM152 125V126H153ZM189 125V126H188ZM193 125V126H192ZM38 126V125H37ZM43 125H41L40 126V128H43V131H44V126L42 127ZM57 126H58V123H57ZM174 126V127H173ZM200 125H198V127H199ZM228 126V127H227ZM233 126V127H232ZM47 127V126H46ZM87 127V126H86ZM141 127V128H140ZM191 127V128H190ZM193 127H195V128H193ZM231 129H230V128ZM241 127V126H240ZM36 128V127H35ZM83 128H85V126L83 127ZM127 128H129L128 126H127ZM131 128V127H130ZM148 128V127H147ZM36 129H38L37 130V132L36 133H40L41 134V132H42V130H41V132H39V127L38 128H36ZM133 129L131 128L130 130H132L131 131V133H133L134 135L133 136H136L137 138H138V135L139 136H141V134L140 133H142L141 131H140V133H138L139 132V130H138V132H137V130H134L133 131ZM226 129V130H225ZM240 129V128H239ZM241 129H242V127H241ZM35 130V129H34ZM86 130H87V128H86ZM85 130V131H86ZM129 130V131H130ZM172 132H171V131ZM174 130H176L175 132H174ZM192 130V132H190ZM220 131V130H223V132H222V134L221 133H219L218 131ZM144 131H145V129H144ZM169 131H170V133H169ZM179 131H180V135H178L177 134V132L179 133ZM34 132V133H35ZM218 132V133H217ZM35 133V134H36ZM43 133V132H42ZM44 133H45V131H44ZM130 133V135H132ZM168 133H169V135H168ZM173 133H175V135L173 134ZM188 135H187V134ZM223 133H224V137L222 136L223 135ZM170 134H173V135H170ZM182 134V135H181ZM219 134H221V136L220 137H222V139L219 141ZM216 135L218 136V138L216 137ZM179 136H183L182 138H180ZM234 136H237V137H234ZM247 136V135H246ZM172 137V138H171ZM174 137H175V139H174ZM133 138V137H132ZM136 138V139H137ZM140 138H142V137H140ZM140 138H138L137 140H139V142L140 141H143L144 139H142V140H140ZM183 138H184V140H183ZM215 138H216V140H215ZM234 138V139H233ZM241 138L240 139H238V140H240V141H238V140H236V141H238V142H241ZM247 138H249L248 136H247ZM246 138V140H248ZM133 139H135V138H133ZM160 139H163V138H160ZM218 139V140H217ZM245 139V138H244ZM243 139V141H246V140H244ZM136 140V141H137ZM145 140H146V138H145ZM145 140L143 141V144H141V143H139L138 141V145H137V143L135 144V145H137V146H142V145H144V144H146L145 143ZM168 140V141H167ZM173 140V141H172ZM214 140H215V142H214ZM148 141V140H147ZM170 141H172V142H170ZM182 141H178V142H181V143H184L185 142V144H187L186 143V140L184 141V142H182ZM187 141H189V140H187ZM231 141H233V144H232V142ZM135 142V141H134ZM219 143V144H217V143ZM164 143V144H163ZM165 143V139H164V142H162L161 141V144H159L160 145V147H162V144H163V148L165 149L166 148V144ZM177 143V142H176ZM175 143V144H176ZM189 143V142H188ZM232 145H231V144ZM242 143V142H241ZM239 144V145H241V146H243L242 144ZM245 143V142H244ZM141 144V145H140ZM169 144H171L170 146H168ZM159 145L158 146H154L155 147V149H153V150H156L158 147H159ZM188 145V146H187ZM186 146L185 145H183L184 147H189V146H191V147H194V145L192 144V141H191V145H190V143L189 144H187ZM219 147H218V146ZM226 145V146H225ZM230 145H231V147L232 148H230ZM165 146V147H164ZM182 146V147H183ZM240 146V147H241ZM57 147H60L59 145H57ZM158 148L156 151H150V154L152 155L153 154V152H154V154L155 155H153L154 157L153 158H155L154 160L155 161H159V160H161V161H159L160 162V164L162 165V166H167L166 165V160H167V158H169L167 155L168 154H166L165 152H164V149L162 148ZM183 147V148H184ZM240 147H239V149H240ZM183 148H181L180 147V150L181 149H183ZM206 148L209 150V151H207L206 150ZM212 148V149H211ZM215 148V149H214ZM218 148V149H217ZM224 148H227V149H230V151L228 150V152H226V153H229L230 154V157L228 158V159H230V162H229V164H230V167L228 166V163H227V165H226V162L227 161H229L227 158H226V156H228V154L225 156V151H227V149L225 150ZM52 149H54V150H52ZM51 150H48V153L47 154H49L51 157H53L52 156V151L54 152L55 151V149L56 150H58L59 148H52ZM60 149H61V147H60ZM214 149V150H213ZM225 151H224V150ZM108 152H107V151ZM110 150V151H109ZM152 150V149H151ZM166 150V149H165ZM223 152H222V151ZM35 151V150H34ZM59 151V150H58ZM58 151H56V152H58ZM61 151V150H60ZM112 151V152H111ZM165 153V154H163V155H165V156H163L162 155V153L163 152ZM201 151V152H202ZM216 151V152H215ZM237 151H238V149H237ZM44 152H47V150H45ZM115 152V153H114ZM152 152V153H151ZM156 152V153H155ZM212 153V155H211V153ZM216 154H215V153ZM61 153V152H60ZM60 153H54V154H56L55 156L56 157H58V156H60V155H62V154H60ZM106 153V154H105ZM113 153V154H112ZM209 153V154H208ZM214 153V154H213ZM219 153V154H218ZM222 153V154H221ZM32 154H33V152H32ZM35 154H37V152L35 153ZM60 154V155H59ZM115 154V155H114ZM159 154V155H158ZM175 154V155H174ZM218 154V155H217ZM233 154V153H232ZM95 155V156H94ZM150 155V157H152ZM208 155H210L209 157L210 158H208ZM33 156H34V154L31 156V159L33 158ZM38 157V155H35L34 157L35 158H33L32 160L30 159V161H32V164L31 165H35L36 164V162H39V164L40 163H43L44 162V158L43 159H41L42 158V156H41V158L39 157L38 158V160L36 161V158ZM93 156V157H92ZM167 156V158L166 159H164L165 157ZM215 156H217V157H215ZM220 156V157H219ZM240 156V157H239ZM46 157H47V155H46ZM49 157V156H48ZM50 157V158H51ZM55 157V158H56ZM126 157L127 158H129V159H126ZM149 157V159L152 161L153 160V158L151 159ZM215 157V158H214ZM223 157V158H222ZM113 160H112V159ZM132 158V160L130 161V159ZM133 158H135V160L133 159ZM159 158V159H158ZM212 158V159H211ZM225 158L227 159V161H225ZM34 159H35V161H34ZM40 159V160H39ZM52 159H54V158H51V160H50V162L49 163H51V161L53 162V160ZM58 159V161H57V163H59V160L61 159V157L60 158H56V160ZM211 159V160H210ZM214 159V160H213ZM42 160H43V162H42ZM46 160V159H45ZM81 160V161H82ZM127 160H128V164H127ZM134 160V161H133ZM141 160V159H140ZM140 160L138 161V163L140 162ZM153 160V161H154ZM195 160V161H194ZM218 160V161H217ZM34 161V162H33ZM41 161V162H40ZM47 161V160H46ZM61 161V160H60ZM67 161V160H66ZM80 161V162H81ZM111 161V162H110ZM119 161V162H118ZM136 161V162H137ZM116 162V163H115ZM121 162V163H120ZM130 162H132V163H130ZM136 162H134L135 163V165H137L138 166V164L136 163ZM148 162H150L149 160H148ZM224 162V163H223ZM31 163V162H30ZM46 165H48V166H50V170L52 169V168H54V167H52L53 165H49V163L47 164L46 162H44ZM43 163V164H44ZM56 162H54V165L56 164L57 165V168H59L58 167V164H57ZM59 163V165H61ZM145 163V164H144ZM147 163V164H146ZM212 164L213 163V167L215 168V170L213 171V168H211L212 166L211 165H209V164ZM220 163V164H219ZM38 163H37V165H38V169H39V165ZM82 164V165H81ZM152 164V163H151ZM198 164V165H197ZM233 166H232V165ZM45 165V166H46ZM69 165V164H68ZM68 165H66V166H68ZM223 165V166H222ZM224 165H226V166H224ZM43 166V165H42ZM44 166V169H46V170H49V169H47V168H49L48 166H46L45 167ZM84 166V167H83ZM108 166V167H107ZM146 166V167H145ZM216 166H218L217 167V169H216ZM27 167H30V166H27ZM27 167H24L25 169L27 168ZM32 167V166H31ZM52 167V168H51ZM126 167H127V169L128 170H126ZM130 167H131V169L134 167L135 169H137V170H133L132 169V171H130ZM229 168V169H222V168ZM235 168V170H232V172H233V174H234V176H233V174H232V177H230L231 179H232V181H231V183L233 182V180H236V181H234V182H236L237 184H233L232 183V186L230 187L229 185H231L230 183H229V176L231 175V171L229 172L228 170H230V168ZM56 168V167H55ZM56 168V169H57ZM150 168V169H149ZM209 168V169H208ZM231 168V169H232ZM34 169L37 171V169L36 168H32V169H30V171L31 170H33L34 171ZM40 169H41V166H40ZM43 169V168H42ZM66 169V168H65ZM198 169V170H197ZM27 170H29V169H27ZM46 170H44V172L46 171ZM66 170H68V169H66ZM82 170V171H81ZM101 170V171H100ZM167 170V171H166ZM195 170V171H194ZM207 170H208V172L210 173H208L207 172ZM218 171V174H219V172H221L220 174H219V177H217L218 176V174H217V172H216V174H215V171ZM224 170H226V171H224ZM41 171V170H40ZM43 171V170H42ZM52 171V170H51ZM70 171H71V173H70ZM74 171H76V173L74 172ZM128 171V172H127ZM148 171V172H147ZM150 171V172H149ZM166 171V172H165ZM214 173H213V172ZM49 173H50V171H48ZM47 172V173H48ZM78 172V173H77ZM99 172V173H98ZM147 172V173H146ZM160 172V173H159ZM192 172V173H191ZM224 172H226V173H224ZM248 171L246 170V173H247ZM28 173V172H27ZM26 173V174H27ZM46 173V172H45ZM48 173V174H49ZM57 173V172H56ZM69 173V174H68ZM125 173H126V175H125ZM156 173H158V175H156ZM207 173V174H206ZM224 173V174H223ZM31 174V173H30ZM84 176H82V175ZM86 174V175H85ZM133 174V173H132ZM203 174H204V176H203ZM223 174V175H222ZM230 174V175H229ZM238 174H236V176L238 175ZM58 177H57V176ZM70 175V176H69ZM75 175V176H74ZM95 175L96 176H98V178L97 179H94V177H95ZM142 175H144L143 177H142ZM199 175V177H197ZM206 175V176H205ZM214 177H213V176ZM215 175H217V176H215ZM68 176V177H67ZM74 178H73V177ZM82 176V177H81ZM85 176H86V178H87V180L86 179H84L85 178ZM91 176V177H90ZM161 176H162V178H161ZM194 176V177H193ZM211 176V177H210ZM223 176V177H222ZM224 176H226L225 178H226V180L225 179H223L224 178ZM235 176V177H236ZM47 177H48V175H47ZM91 179H90V178ZM104 177V178H103ZM222 177V178H221ZM57 178V179H56ZM66 178H67V180H66ZM105 178H107L106 180H105ZM118 178H120V180L118 179ZM128 178V177H127ZM130 178V177H129ZM164 178H166V179H168V180H164ZM208 178V179H207ZM216 178H220V182L223 180V182H221V183H223L224 184V187L223 186H221V184H220V182H219V180H218V182H219V186H221V187H223L222 189V193H220L221 192V190H218V189H221L219 186H218V188H217V186H216V183H217V179ZM53 179V180H54ZM88 179H90V181L88 182ZM92 179H94V181L92 180ZM101 179H102V183H101ZM121 179L123 180V182H125V183H123L122 184V187L123 188H119V189H121V190H118L117 191V189H118V186L120 185V183H122V181H121ZM187 179V181H185ZM205 179V180H204ZM212 179V180H211ZM222 179V180H221ZM66 180V181H65ZM85 180L87 181V182H85ZM96 180V181H95ZM109 180H111V182L112 181H115L114 182V185H116L117 183H119V185H116L115 186V190L113 189V188H111V187H114V185L112 186V184L110 183V181ZM118 180V181H117ZM182 180V181H181ZM213 180H215V181H213ZM225 180V181H224ZM247 180L249 181V179H246V182L244 183V185H246V186H248V184H250L249 182H248V184H247ZM93 181V183L95 182H97V181H99V183H96V185H94L93 183L91 184V182ZM105 181H107V186L110 188V190L111 191H114L115 193H117V195H119V196H122L123 197V195H124V197L123 198H120L121 199V202H120V199L117 201V198H115L116 196H114L115 194H113V196H111L110 194H108L106 191H108L109 190V188L108 187H106V184H105ZM121 181V182H120ZM170 181H171V184H170ZM21 182H23L22 180H21ZM117 182V183H116ZM200 182L202 183V184H200ZM225 182V183H224ZM68 183H70V184H68ZM78 185H77V184ZM91 185H90V184ZM62 184L64 185V186H62ZM69 186H68V185ZM74 184V185H73ZM99 184H100V186H102V187H99L98 188V186H99ZM102 184H104V185H102ZM197 184L199 185V187H200V189H196V188H198V186H197ZM243 184V183H242ZM49 185V186H48ZM53 185H54V187H53ZM68 187H67V186ZM111 185V186H110ZM173 185V186H172ZM217 185H218V183H217ZM21 186V187H20ZM48 186V187H47ZM50 186H51V188H52V190L51 189H49L50 188ZM58 186H60V190H62L63 188H64V190H62L61 192H60V190L58 189L59 187ZM67 188H66V187ZM81 186V187H80ZM124 186H125V189H124ZM194 186V187H193ZM226 186H228V187H226ZM246 186H244V188L246 187ZM25 187V188H24ZM27 187H29V185L27 186ZM42 187V186H41ZM56 187H58L57 189H56ZM75 187V188H74ZM83 187V188H82ZM121 187V186H120ZM129 187V191L127 190L126 191V189ZM155 187V186H154ZM153 187V188H154ZM192 188V189H190V192L189 191H187L189 188ZM230 187V188H229ZM47 188V189H46ZM55 190H54V189ZM69 188V189H68ZM73 188H74V190H73ZM97 188H98V190H97ZM106 188H108V189H106ZM225 188H227V190H226V193L224 194V192H225ZM229 188V189H228ZM20 189H22L21 190V192L19 193L18 191H20ZM23 189H25V191L24 192H22L23 191ZM66 189V190H65ZM103 191H102V190ZM216 189V190H215ZM37 190V191H36ZM53 190H54V192H53ZM57 190V191H56ZM67 190H69V191H67ZM93 190V191H92ZM108 191V192H111V191ZM197 190V191H196ZM244 190V189H243ZM242 190V191H243ZM49 193H48V192ZM57 192V194L58 195H60L58 198H57V195H56V192ZM71 191V193H69ZM73 191V192H72ZM76 191V192H75ZM99 191V192H98ZM105 191V192H104ZM120 191H121V193H120ZM193 191V192H192ZM214 191H215V193H214ZM53 192V193H52ZM66 192V193H65ZM82 192V193H81ZM90 192H92V193H90ZM114 192H112V193H114ZM219 192V193H218ZM28 193H30L32 196H30V195H28ZM48 193V194H47ZM60 193H62V194H60ZM69 193V194H68ZM73 193V194H72ZM76 193H77V195H76ZM78 193H79V195H78ZM84 193V194H83ZM87 193V194H86ZM97 193V194H96ZM100 193V194H99ZM104 193H107V194H104ZM177 193H178V195H177ZM187 193H190V195L191 196H188V194ZM195 193V194H194ZM70 194H71V196H70ZM102 194V195H101ZM127 194V195H126ZM129 194V195H128ZM131 194H133L134 195V197L132 198V196H131ZM217 194H222L223 195V197L224 196H226L227 197V199L226 200H224V199H222V200H224V202H222V201H219L220 199H218L221 195H217ZM18 195V196H19ZM48 195H49V197L51 198V200H50V198H48ZM51 195V196H50ZM73 195V196H72ZM86 195V196H85ZM97 195V196H96ZM98 195H100V196H98ZM108 197H107V196ZM126 195V196H125ZM135 195H137L136 196V198H135ZM186 195V196H185ZM211 195H213V196H211ZM217 197H216V196ZM68 196V197H67ZM78 196V197H77ZM106 196V197H105ZM110 196V197H109ZM152 196V197H151ZM22 196L20 195V197H17L16 196V199L17 198H21ZM41 197H43V199L45 200V202H44V200L41 198ZM75 197V198H74ZM96 197V198H95ZM105 197V198H104ZM126 197H128L127 199H129V197H130V200H127L126 199ZM24 198V197H23ZM27 198V199H26ZM29 198V199H28ZM33 198V199H32ZM48 198V200H46ZM57 198V199H56ZM90 198V199H89ZM103 198V199H102ZM107 198V199H106ZM108 198H110V199H108ZM125 198V200H123L122 201V199H124ZM164 198V199H163ZM210 198H212L211 200H210ZM215 198H217L216 200H215ZM32 199V200H31ZM36 199L37 200H39L40 201V206L39 207H37L36 208V206H38L39 204H37L38 203V201L36 202ZM42 199V200H41ZM75 199V200H74ZM81 199V200H80ZM132 199H134V200H132ZM54 200V201H53ZM63 200V201H62ZM89 200V201H88ZM93 200V201H92ZM94 200L96 201V202H94ZM102 200V201H101ZM105 200V201H104ZM127 200V201H126ZM147 200V199H146ZM215 200V201H214ZM16 201H18V200H16ZM27 201H29V203H27ZM31 201V202H30ZM33 201H35L36 203H34ZM56 201V202H55ZM67 201H68V203H67ZM75 201V202H74ZM77 201V202H76ZM79 201V202H78ZM84 201V202H83ZM86 201V202H85ZM104 201V202H103ZM107 201H110V202H108V204L110 205V203L112 204V205H110V206H108V204H107ZM130 201V202H129ZM211 201H212V203H211ZM247 201V200H246ZM26 202V203H25ZM46 202H48L47 203V205H46ZM114 202V203H113ZM126 202V203H125ZM131 202H132V204H131ZM217 202H221V203H224L223 205L224 206H222L223 207V209L225 210V211H223L222 209L221 210H219V208H220V204H218ZM248 202V201H247ZM16 203V202H15ZM21 203H24L23 205H21ZM31 203H33L32 205H31ZM43 203V204H42ZM45 203V204H44ZM61 203V204H60ZM67 203V204H66ZM106 203V204H105ZM122 203V204H121ZM154 203H155V205H154ZM159 203V204H158ZM179 203V204H178ZM216 204V206H215V204ZM20 204V206H18ZM34 204H35V206H34ZM101 204H102V206H101ZM114 204V205H113ZM126 204V205H125ZM128 204H130L129 206H128ZM133 204H135V205H133ZM211 204V205H210ZM212 204H214V205H212ZM30 205V206H29ZM49 205V206H48ZM100 205V206H99ZM132 205V206H131ZM153 205V206H152ZM156 205H157V207H156ZM222 205V204H221ZM45 206V207H44ZM52 206V207H51ZM68 206V207H67ZM104 206H106L105 208H104ZM111 206H112V208H111ZM125 206V207H124ZM130 206H131V208H130ZM191 206V207H190ZM193 206V207H192ZM210 206V207H209ZM219 208H218V207ZM21 207H23V209H21ZM29 207V208H28ZM35 207V208H34ZM40 207H42L41 208V211L39 210L40 209ZM43 207H44V210H43ZM47 207V208H46ZM48 207L50 208V210L48 209ZM54 207V208H53ZM80 209H79V208ZM86 207V208H85ZM110 207V208H109ZM128 207V208H127ZM135 207H137V208H135ZM139 207H141L142 209H143V211H142V209H140ZM149 207V208H148ZM195 207V208H194ZM212 207V208H211ZM25 208H27V209H25ZM32 208H33V210L35 211H33L32 210ZM39 208V209H38ZM61 208V209H60ZM63 208V209H62ZM70 208V209H69ZM130 208V209H129ZM139 208V209H138ZM155 208V209H154ZM157 208V209H156ZM191 208H193L194 210H192ZM209 208L211 209V211L209 210ZM25 209V210H24ZM29 209V210H28ZM36 209H38L39 210V212L36 210ZM51 209H53V210H51ZM83 209V210H82ZM102 209V210H101ZM120 209V210H119ZM132 209V210H131ZM151 209H152V211H151ZM26 210H28V211H30V212H28V211H26ZM62 210V211H61ZM70 210H72V211H70ZM124 210V211H123ZM134 210V211H133ZM136 210V211H135ZM154 210V211H153ZM166 210V211H165ZM189 210V211H188ZM209 210V211H208ZM213 210V211H212ZM216 210V211H215ZM244 210V211H243ZM16 213V214H18L19 216H22V217H19L18 215H16V214H14V212ZM18 211H19V213L21 214H19L18 213ZM37 211V212H36ZM42 211L44 212V213H42ZM46 211V212H45ZM105 211V212H104ZM139 213H138V212ZM161 211V212H160ZM220 211V212H219ZM241 211H243V212H241ZM22 212V213H21ZM27 212V213H26ZM43 214H41V213ZM54 212V213H53ZM103 212V213H102ZM112 212V213H111ZM132 212H135V214H133ZM136 212H137V214H138V216H137V214H136ZM146 212H148V213H146ZM154 212H156L155 214H154ZM212 212H213V214H212ZM215 212V213H214ZM30 213L32 214V215H30ZM34 213H36V214H34ZM37 213H40L39 215L37 214ZM46 213V214H45ZM77 213V214H76ZM101 213V214H100ZM108 213V214H107ZM150 213H152V214H154V215H151ZM158 213H159V215H158ZM164 213V214H163ZM242 213V214H241ZM12 214V215H11ZM127 214V215H126ZM130 214V215H129ZM133 214V215H132ZM210 214V215H209ZM212 214V215H211ZM37 215V216H36ZM42 215V216H41ZM49 215V216H48ZM55 215V216H54ZM151 215V216H150ZM241 215H244V216H241ZM29 216V217H28ZM40 216H41V218H40ZM47 216V217H46ZM137 216V217H136ZM148 216V217H147ZM154 216H156V218L154 217ZM161 216V217H160ZM9 217V216H8ZM18 217V218H17ZM39 217V218H38ZM135 217V218H134ZM142 217V218H141ZM146 217V218H145ZM152 217V218H151ZM165 219H164V218ZM167 217H169L168 219H167ZM19 218H21L20 220L22 221V222H20L19 221ZM23 218V219H22ZM27 218H29L28 220H27ZM38 218V219H37ZM132 218H133V220H132ZM144 218H145V220H144ZM149 218V219H148ZM153 218H154V220H153ZM163 218V219H162ZM246 218V217H245ZM11 219H13V220H11ZM32 219V220H31ZM71 219V220H70ZM147 219H148V222H147ZM157 219H159L158 221H156ZM190 221H189V220ZM16 220V221H15ZM46 220V221H45ZM69 220V221H68ZM164 220V221H163ZM165 220H169V223H168V221L166 222ZM170 220H171V222H170ZM12 221V222H11ZM34 221V222H33ZM43 221H45V222H43ZM156 221V222H155ZM246 221H247V219H246ZM16 222V223H15ZM31 222V223H30ZM38 224H37V223ZM43 222V223H42ZM50 224H49V223ZM12 223V224H11ZM36 223V224H35ZM45 223V224H44ZM143 225H142V224ZM153 223V224H152ZM166 223H167V226L165 227V225H166ZM173 223V224H172ZM176 223V224H175ZM17 226H16V225ZM24 226H23V225ZM32 224V225H31ZM35 224V225H34ZM40 224V225H39ZM43 224V225H42ZM138 224H139V226H138ZM162 224V225H161ZM171 225V227H172V232L170 231V229L168 228V227H170L169 225ZM28 225V226H27ZM29 225H31V226H29ZM156 225L157 226H159V228H157L156 227ZM174 225V226H173ZM21 226V227H20ZM32 226H33V229H32ZM71 226V227H70ZM88 226H90V227H88ZM135 226V227H134ZM16 227V228H15ZM27 227V228H26ZM44 227V228H43ZM46 227V228H45ZM69 227V228H68ZM237 227H238V229H237ZM17 228H18V230H17ZM165 228V229H164ZM220 228V229H219ZM16 229V230H15ZM30 229V230H29ZM72 229V230H71ZM159 229L162 231V233H161V231H159ZM174 229L177 231H174ZM24 230V231H23ZM38 230H40V231H38ZM68 230V231H67ZM137 230V231H136ZM156 232H155V231ZM157 230L159 231V233L157 232ZM219 230H220V232L221 233H224V235H223V238L221 239L220 238V236H221V233L219 232ZM223 230V231H222ZM240 230V232H238ZM20 231V232H19ZM25 231H26V233H25ZM71 231V232H70ZM165 231V232H164ZM23 232V233H22ZM34 232V233H33ZM44 232V233H43ZM65 232V233H64ZM171 232V233H170ZM243 232V231H242ZM246 232V231H245ZM245 232H243V234L245 233ZM14 233V234H13ZM17 233H20V234H17ZM22 233V234H21ZM41 235H40V234ZM157 233V234H156ZM165 233V234H164ZM170 233V234H169ZM215 234V235H212V234ZM217 233V234H216ZM219 233V234H218ZM13 234V235H12ZM39 236H37V235ZM155 236H153V235ZM167 234L170 236V238L169 239H171V240H168V239H166V238H164L163 239V237H165V236H167ZM241 234V235H240ZM246 235H249L250 233H248L247 234V232L245 233ZM244 234V237H246V235ZM19 235H20V237L21 238H19ZM46 235V236H45ZM50 235H52V236H50ZM70 235V236H69ZM215 236L214 237V239H215V241H217L216 243H218L219 245H217V244H213L212 243V241L214 242V240H213V237L212 236ZM252 235V234H251ZM17 236V237H16ZM43 236V237H42ZM45 236V237H44ZM61 236V237H60ZM134 236V237H133ZM150 236V237H149ZM169 236H167V237H169ZM152 237V238H151ZM210 237H212V238H210ZM218 237V238H217ZM240 237V238H239ZM18 238V239H17ZM39 238V239H38ZM154 238V239H153ZM160 238H162V239H160ZM243 238V237H242ZM11 239V240H10ZM24 239V240H23ZM42 239V240H41ZM239 239V240H238ZM8 240H9V242L11 241V243H9L8 242ZM16 242H15V241ZM18 240V241H17ZM22 240V241H21ZM47 240V241H46ZM130 240H132V241H130ZM151 240H152V243L155 245V247H154V245H152V243H151ZM158 240V241H157ZM162 241V246L164 247V248H161V241ZM168 240V241H167ZM218 240H221V241H218ZM14 243H13V242ZM38 241H39V243H38ZM47 243H46V242ZM140 241V242H139ZM148 241H150V242H148ZM158 242V245H159V247H158V245H157V242ZM170 241H171V243H170ZM238 241H239V245L238 244H236V243H238ZM203 242V243H202ZM149 243V244H148ZM37 244V245H36ZM44 244V245H43ZM164 244V245H163ZM167 245V248H165L166 247V245ZM16 245H17V247H16ZM43 245V246H42ZM138 245V246H137ZM149 245H150V247H149ZM5 246H6V249H3V248H5ZM8 246V247H7ZM22 246V247H21ZM125 246V247H124ZM222 246V247H221ZM239 246V251H235V248L236 247H238ZM25 248V250H24V248ZM40 247V248H39ZM122 247V248H121ZM151 247H153V248H151ZM240 247H242V248H240ZM250 247V246H249ZM249 247L247 246V247H245V248H243V250H246V251H248V250H250L249 249ZM20 248V249H19ZM28 248V249H27ZM33 248H35V249H33ZM151 250H150V249ZM155 248H158L157 250H158V253H152V254H150L151 252H153V250H154V252H156V249ZM164 252L165 250V252H164V254L163 253H161L162 251L160 250V249ZM1 249H3V250H1ZM7 249H9V250H7ZM22 249V250H21ZM32 249V250H31ZM120 249V250H119ZM221 251H220V250ZM237 249V248H236ZM16 250V251H15ZM20 250V251H19ZM34 250V251H33ZM104 250V251H103ZM141 250V251H140ZM159 250H160V252H159ZM167 250L169 251V252H167ZM150 251V252H149ZM235 251V252H234ZM245 251V252H246ZM2 252H4V253H2ZM6 252H8V254H6ZM36 252V253H35ZM242 252H244V251H242ZM13 253H15V254H13ZM17 253V254H16ZM23 253V254H22ZM39 253V254H38ZM249 253H251L250 251H249ZM4 254H5V256H4ZM12 254V255H11ZM40 254H42V255H40ZM152 255V256H150V255ZM153 254H154V258H153ZM157 254H159V255H157ZM238 254V253H237ZM246 254H248V253H246ZM9 255H11V256H9ZM23 256V257H21L22 258V260H21V258H20V256ZM32 255H33V257H32ZM137 255V256H136ZM236 255V254H235ZM235 255H233V256H235ZM156 256V257H155ZM163 256V257H162ZM166 256V257H165ZM233 256H231V258L233 257ZM2 257H4V258H2ZM15 257V258H14ZM40 257V258H39ZM165 257V258H164ZM112 258V259H111ZM135 258V259H134ZM155 258H157V259H155ZM235 257H233V259H234ZM3 259V260H2ZM15 259L17 260V262H15ZM161 259H163V260H161ZM21 260V261H20ZM34 260H35V262H34ZM156 260H157V262H156ZM160 260H161V262H160ZM20 261V262H19ZM33 261V262H32ZM163 261V262H162ZM229 261V262H228ZM170 262V263H169ZM20 263V264H21Z\"/></svg>",
    "mask_w": 264,
    "mask_h": 264
}]
</instances>
